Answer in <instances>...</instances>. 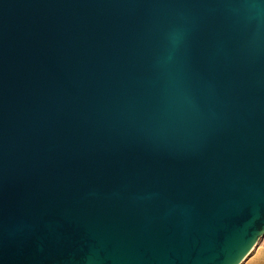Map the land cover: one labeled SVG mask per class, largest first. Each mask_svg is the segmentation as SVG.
Returning a JSON list of instances; mask_svg holds the SVG:
<instances>
[{"label":"water","instance_id":"water-1","mask_svg":"<svg viewBox=\"0 0 264 264\" xmlns=\"http://www.w3.org/2000/svg\"><path fill=\"white\" fill-rule=\"evenodd\" d=\"M263 237L264 0H0V264Z\"/></svg>","mask_w":264,"mask_h":264},{"label":"crops","instance_id":"crops-1","mask_svg":"<svg viewBox=\"0 0 264 264\" xmlns=\"http://www.w3.org/2000/svg\"><path fill=\"white\" fill-rule=\"evenodd\" d=\"M241 264H264V237Z\"/></svg>","mask_w":264,"mask_h":264}]
</instances>
